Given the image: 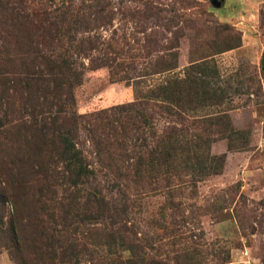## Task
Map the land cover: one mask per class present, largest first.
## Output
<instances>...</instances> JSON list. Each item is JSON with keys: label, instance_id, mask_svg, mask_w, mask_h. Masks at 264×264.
<instances>
[{"label": "rangeland", "instance_id": "obj_1", "mask_svg": "<svg viewBox=\"0 0 264 264\" xmlns=\"http://www.w3.org/2000/svg\"><path fill=\"white\" fill-rule=\"evenodd\" d=\"M107 1L110 17L99 21H87L93 0L9 4L30 11L38 3H56L71 33L78 29V36L89 35L98 45L110 41L118 60L129 63L111 72L95 68L97 50L75 54L76 63L84 64L82 81L74 88L79 113L126 104L135 100L136 91L144 94L170 77L196 76L213 93L201 97L196 114H211L213 121L191 129L209 142L203 162L180 169L170 182L161 175L111 188L80 128L79 147L101 170L95 182L81 188L80 204L68 220L69 230L77 229L87 249L54 264H102L105 255L124 261L131 257L128 243L136 245L133 264H264V0H222L219 7L212 0ZM174 61L175 68L162 71ZM155 117L157 136L169 119ZM83 189L100 191L118 208L126 200L127 212L113 227L127 236L124 246L116 237L115 245L99 248L112 226L106 215L84 210ZM0 264L17 263L0 247Z\"/></svg>", "mask_w": 264, "mask_h": 264}, {"label": "trees", "instance_id": "obj_2", "mask_svg": "<svg viewBox=\"0 0 264 264\" xmlns=\"http://www.w3.org/2000/svg\"><path fill=\"white\" fill-rule=\"evenodd\" d=\"M9 1L0 0V247L17 264H54L87 249L77 229L69 230L68 220L80 204L81 188L95 182L101 170L79 147L80 128L111 188L161 175L170 182L180 169L195 168L205 158L209 141L191 128L213 121L211 114H196L201 97L213 93L202 78L170 77L144 94L136 91L135 100L126 104L79 113L74 88L82 81L84 64L76 63L75 54L97 50L101 55L95 68L111 72L129 63L118 60L110 41L98 45L89 35L78 36V29L71 33L64 26L65 11L56 3H38L26 11ZM108 5L107 0H93L87 21L109 18ZM84 22L80 25L87 27ZM175 67L174 61L162 71ZM156 114L169 119L157 136ZM83 198L85 211L106 215L112 226L99 248L115 245L116 237L124 246L127 236L113 227L127 212L126 200L118 208L100 191L84 189ZM134 247L127 244L131 257L124 261L105 255L101 262L133 264Z\"/></svg>", "mask_w": 264, "mask_h": 264}, {"label": "water", "instance_id": "obj_3", "mask_svg": "<svg viewBox=\"0 0 264 264\" xmlns=\"http://www.w3.org/2000/svg\"><path fill=\"white\" fill-rule=\"evenodd\" d=\"M212 2L216 7H219L222 3V0H212Z\"/></svg>", "mask_w": 264, "mask_h": 264}]
</instances>
